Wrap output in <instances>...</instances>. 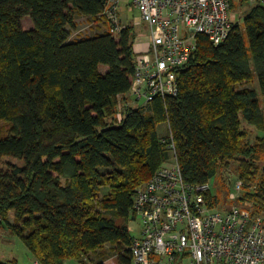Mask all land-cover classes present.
I'll return each instance as SVG.
<instances>
[{
	"label": "trees",
	"instance_id": "trees-1",
	"mask_svg": "<svg viewBox=\"0 0 264 264\" xmlns=\"http://www.w3.org/2000/svg\"><path fill=\"white\" fill-rule=\"evenodd\" d=\"M103 11V0H0V161L23 163L0 169V228L37 264H104L106 246L117 264H131L135 191L172 147L191 186L234 162L232 182L222 183L229 192L241 184L231 204L264 214V5L257 0L217 47L198 35L176 94L135 108L133 23L70 39L76 18ZM204 199L218 202L210 190Z\"/></svg>",
	"mask_w": 264,
	"mask_h": 264
},
{
	"label": "built area",
	"instance_id": "built-area-1",
	"mask_svg": "<svg viewBox=\"0 0 264 264\" xmlns=\"http://www.w3.org/2000/svg\"><path fill=\"white\" fill-rule=\"evenodd\" d=\"M103 1L108 32L117 35L123 28L118 13L121 0ZM231 2L126 1L147 29V43L134 46L127 95L131 105L143 107L157 96L176 94V71L195 52L197 36H204L214 47L228 37L234 24ZM258 2L264 5V0ZM72 33L70 39L88 36ZM120 117L118 113L117 119ZM171 149V162L135 191L132 214L133 221H139V234L133 236L129 248L131 264H264V214H254L249 203L230 206L224 212L208 206L204 195L209 184L185 183ZM240 186V182L234 183L230 202L238 198Z\"/></svg>",
	"mask_w": 264,
	"mask_h": 264
},
{
	"label": "rangeland",
	"instance_id": "rangeland-1",
	"mask_svg": "<svg viewBox=\"0 0 264 264\" xmlns=\"http://www.w3.org/2000/svg\"><path fill=\"white\" fill-rule=\"evenodd\" d=\"M127 0H121L120 6H119V18L121 20V23L124 25L127 22H132L134 27H135V32H136V40L135 44L136 45H142L146 44V38H145V33H146V27L144 24H142L140 20L139 13L137 10L133 9L129 4L126 3ZM257 0H249V3L245 4V6H237V1L232 0L234 4H232L234 7H231V13L234 16V23L238 21V18L241 19L240 23L242 22L243 15L247 12V10L256 3ZM231 5V6H232ZM107 22V25H106ZM108 26V21L105 18L104 15L101 17L97 18L94 21L87 20L86 18H76L75 20V27L71 29V32L76 33L79 31V36H84V35H90L94 32H97L99 29H105ZM22 27L25 30L31 29L32 23L30 19L24 18L22 20ZM88 28V29H87ZM72 33V34H73ZM78 34V33H77ZM138 34H140L138 36ZM248 87L253 88L256 92H258L257 84L256 81H252ZM259 99L263 101L258 95ZM131 100L128 99V103L131 105ZM133 108L139 106V103L135 105H131ZM4 125L3 122L0 123V127ZM242 127L245 128V124H242ZM157 132L160 136H165L167 133V128L165 124H160L158 126ZM5 130L4 128H0V138L5 137ZM255 136V133L251 132L250 137L253 139ZM172 160V152L170 150L169 154V159L168 162H171ZM6 163H17L20 166H22V161H17L11 158H3L0 161V169H4V165ZM234 163V162H233ZM231 163L229 169L224 172L220 171L213 179L209 181V190L212 195L217 196L218 202L214 206L216 210L219 212H224L227 211L230 206H233L229 200V194L230 192L228 189L230 188L229 185H226L223 187V181L227 182V180L230 178V183L232 182V179L234 178L233 174L229 175V172L233 173V170L235 168V164ZM166 164V163H165ZM164 165V164H163ZM233 185L231 184V187ZM209 192V191H208ZM10 220H12V214L9 215ZM128 230L130 234L134 237L138 236L139 232V221H131L128 223ZM109 246H106V250H102V256L106 258V261L104 264H117V261L115 257L110 256V253L108 252ZM96 255L98 254L95 253ZM96 255H91V257L94 259V256ZM95 260V259H94ZM92 260V262L94 261ZM87 261V260H86ZM96 261V260H95ZM177 261V260H176ZM36 261H34L32 255L30 252L26 249L22 241L11 234L9 231L0 228V264H34ZM91 261L89 262L90 264H93ZM37 263V262H36ZM88 263V264H89ZM64 264H72L71 262H66ZM183 264H187V261H184Z\"/></svg>",
	"mask_w": 264,
	"mask_h": 264
},
{
	"label": "crops",
	"instance_id": "crops-1",
	"mask_svg": "<svg viewBox=\"0 0 264 264\" xmlns=\"http://www.w3.org/2000/svg\"><path fill=\"white\" fill-rule=\"evenodd\" d=\"M135 46V45H134Z\"/></svg>",
	"mask_w": 264,
	"mask_h": 264
}]
</instances>
